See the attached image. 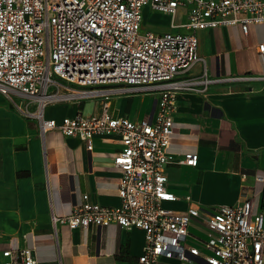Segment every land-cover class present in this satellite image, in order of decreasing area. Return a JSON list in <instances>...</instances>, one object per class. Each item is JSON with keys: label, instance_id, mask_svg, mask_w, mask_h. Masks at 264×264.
<instances>
[{"label": "built area", "instance_id": "2783aa9c", "mask_svg": "<svg viewBox=\"0 0 264 264\" xmlns=\"http://www.w3.org/2000/svg\"><path fill=\"white\" fill-rule=\"evenodd\" d=\"M145 7L184 31L143 29ZM179 9L185 21L175 24ZM257 23H264V0H0V94L26 100L13 104L37 121L41 137L58 131L88 151L96 136L120 137L112 159L120 172L119 204L82 195L70 213L52 216L53 224L141 229L138 264H264V204L256 212L250 201L176 212L166 205L177 198L165 174L176 95L203 92L212 82L205 74L183 77L203 61L195 31L237 25L245 34ZM135 91L158 93L152 115L112 116L108 100ZM96 98L103 99L97 115L44 117L49 104ZM196 161L186 153L179 163ZM194 222L204 225V236L189 233ZM2 257L0 264H37L31 248L5 250Z\"/></svg>", "mask_w": 264, "mask_h": 264}, {"label": "crops", "instance_id": "0c3cea01", "mask_svg": "<svg viewBox=\"0 0 264 264\" xmlns=\"http://www.w3.org/2000/svg\"><path fill=\"white\" fill-rule=\"evenodd\" d=\"M148 11L165 24L147 30L184 31L170 27L171 17ZM177 15L182 18L175 24L183 23L184 10ZM195 35L203 61L183 77L205 74L212 82L203 92L176 95L165 174L177 199L166 205L176 212L189 206L209 211L250 201L256 212L264 204V23L249 24L245 34L228 25ZM157 98V92L115 95L108 100L109 112L148 118ZM12 100L27 103L17 96ZM13 102L0 94V262L5 250L31 248L37 264H138L145 244L141 229L115 224L70 229L52 222V216L81 204L82 195L100 205L119 204L120 172L112 159L120 137L96 136L90 151L58 131L41 137L37 121L24 117ZM102 103V98L52 103L43 114L57 121L79 112L97 115ZM186 153L197 155L194 166L179 163ZM192 229L205 235L202 223L189 226L191 235L201 236Z\"/></svg>", "mask_w": 264, "mask_h": 264}, {"label": "rangeland", "instance_id": "374dc122", "mask_svg": "<svg viewBox=\"0 0 264 264\" xmlns=\"http://www.w3.org/2000/svg\"><path fill=\"white\" fill-rule=\"evenodd\" d=\"M142 15H143V29H151V26H153L154 24L160 25V24H165L164 22L159 21L155 14H152L148 11V9L144 8L142 11ZM181 15H177L176 16V22H181ZM169 24V21L167 22V25ZM57 103H63V102H57ZM191 231H193L194 233H197L198 235L204 236L202 234L201 231L196 230V229H192Z\"/></svg>", "mask_w": 264, "mask_h": 264}]
</instances>
